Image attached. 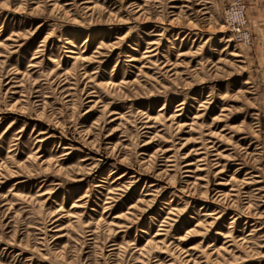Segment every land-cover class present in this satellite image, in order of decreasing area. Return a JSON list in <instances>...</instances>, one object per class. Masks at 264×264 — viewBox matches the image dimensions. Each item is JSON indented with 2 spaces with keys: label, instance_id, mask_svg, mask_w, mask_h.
Here are the masks:
<instances>
[{
  "label": "rangeland",
  "instance_id": "obj_1",
  "mask_svg": "<svg viewBox=\"0 0 264 264\" xmlns=\"http://www.w3.org/2000/svg\"><path fill=\"white\" fill-rule=\"evenodd\" d=\"M229 1L0 0V264H264V66Z\"/></svg>",
  "mask_w": 264,
  "mask_h": 264
},
{
  "label": "built area",
  "instance_id": "obj_2",
  "mask_svg": "<svg viewBox=\"0 0 264 264\" xmlns=\"http://www.w3.org/2000/svg\"><path fill=\"white\" fill-rule=\"evenodd\" d=\"M226 23L237 32L238 37L244 44H250L251 38L247 30L244 29L246 15L244 0H230L224 9Z\"/></svg>",
  "mask_w": 264,
  "mask_h": 264
},
{
  "label": "crops",
  "instance_id": "obj_3",
  "mask_svg": "<svg viewBox=\"0 0 264 264\" xmlns=\"http://www.w3.org/2000/svg\"><path fill=\"white\" fill-rule=\"evenodd\" d=\"M249 10L253 11L254 15L251 20L252 26L256 31L257 48H260V60L264 66V0H247ZM256 12V13H254Z\"/></svg>",
  "mask_w": 264,
  "mask_h": 264
}]
</instances>
